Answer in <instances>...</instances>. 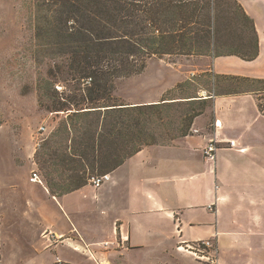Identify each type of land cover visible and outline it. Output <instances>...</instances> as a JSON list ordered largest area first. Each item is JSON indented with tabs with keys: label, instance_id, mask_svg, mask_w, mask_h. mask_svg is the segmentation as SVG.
Instances as JSON below:
<instances>
[{
	"label": "crops",
	"instance_id": "1",
	"mask_svg": "<svg viewBox=\"0 0 264 264\" xmlns=\"http://www.w3.org/2000/svg\"><path fill=\"white\" fill-rule=\"evenodd\" d=\"M237 1L254 20L258 56H180L197 63L192 76L264 80V0ZM201 99L209 100L194 119L197 133L145 146L95 192L86 185L54 196L55 229L45 231L55 237L41 235L45 246L35 241L23 264H58L57 257L59 264H207L180 249L207 239L217 244L218 264H264V90ZM214 139L211 161L204 148Z\"/></svg>",
	"mask_w": 264,
	"mask_h": 264
},
{
	"label": "trees",
	"instance_id": "2",
	"mask_svg": "<svg viewBox=\"0 0 264 264\" xmlns=\"http://www.w3.org/2000/svg\"><path fill=\"white\" fill-rule=\"evenodd\" d=\"M35 2V37L49 46L47 59L52 62L44 80L49 85L48 108L65 116L60 138L54 133L53 139H47L46 152L39 158L53 196L88 185L93 175L114 172L144 146L156 144L153 125L163 126L164 107L180 101L128 104L114 94L119 81L143 73L149 60L228 55L253 60L259 54L254 20L237 0ZM56 83H63L60 92ZM257 90L264 87L214 94ZM189 100L204 105L193 109L181 136L191 134L194 119L204 112L209 99Z\"/></svg>",
	"mask_w": 264,
	"mask_h": 264
},
{
	"label": "rangeland",
	"instance_id": "3",
	"mask_svg": "<svg viewBox=\"0 0 264 264\" xmlns=\"http://www.w3.org/2000/svg\"><path fill=\"white\" fill-rule=\"evenodd\" d=\"M220 28L224 30L222 23ZM35 29V0H0V264H23L35 241L45 246L41 239L45 229H55L52 203L56 200L45 189L39 158L46 152L47 139H53L54 133L60 138L65 116L48 108L49 85L44 80L52 63L47 59L50 48L35 37ZM196 65L185 57H155L143 73L117 84L114 94L122 103L180 101L164 107L163 126L153 125L156 144L168 145L181 136L193 109L204 105L188 102L191 97L264 87L260 82L211 77L213 73L192 76ZM59 85L63 83L55 85L60 92ZM33 172L42 183L30 181ZM87 186L97 191L90 183ZM54 206L60 227L68 228L69 219Z\"/></svg>",
	"mask_w": 264,
	"mask_h": 264
},
{
	"label": "built area",
	"instance_id": "4",
	"mask_svg": "<svg viewBox=\"0 0 264 264\" xmlns=\"http://www.w3.org/2000/svg\"><path fill=\"white\" fill-rule=\"evenodd\" d=\"M206 94V93H205ZM207 95V94H206ZM204 95L202 98H210L214 95L209 94V96ZM44 127H41L40 130H44ZM192 133H197V129H192ZM229 146L232 148L237 147L235 141H229ZM219 148V142L214 139L210 141V143L204 148V156L206 159L215 161L216 160V152ZM240 151H245L244 148H239ZM111 180V174L110 173H104V174H97L93 175L89 179V183L93 185L95 188H99L103 186L105 183L109 182ZM30 181L33 183H42L40 180V176L37 172H33L30 178ZM209 209H213V205H209ZM43 237L46 238L49 242L52 240V237H55V235L49 231L46 230L42 233ZM183 248L185 251H189L194 255V257L198 261H202L207 264H218V248L217 244L212 239L202 240L195 243H186L185 246H181L180 249ZM57 263H61V260L59 257H57Z\"/></svg>",
	"mask_w": 264,
	"mask_h": 264
}]
</instances>
